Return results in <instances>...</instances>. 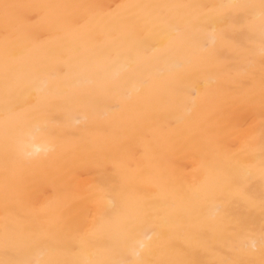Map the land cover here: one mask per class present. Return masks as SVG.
I'll list each match as a JSON object with an SVG mask.
<instances>
[{
	"label": "bare ground",
	"instance_id": "6f19581e",
	"mask_svg": "<svg viewBox=\"0 0 264 264\" xmlns=\"http://www.w3.org/2000/svg\"><path fill=\"white\" fill-rule=\"evenodd\" d=\"M227 3L257 7L247 26L255 75L240 77L252 102L243 106L246 122L224 132L213 114L231 99L237 57L218 32L187 27L188 19L215 16L219 9L180 6ZM260 3L0 0V260L182 259L181 251L198 242L199 229L189 230L186 222L211 221L227 203L244 229L242 258L259 264ZM4 4L22 6L10 10L15 31L7 43ZM67 4L137 6L120 8L119 15L135 17L136 37L147 38L149 46H133L102 15L85 22L83 9L57 7ZM6 67L16 85L7 106ZM177 80L183 81L179 90ZM24 118L30 127L20 125ZM177 132L184 136L178 139ZM70 221V230H49ZM203 239L216 242L211 231ZM6 246L15 251L6 254Z\"/></svg>",
	"mask_w": 264,
	"mask_h": 264
},
{
	"label": "snow or ice",
	"instance_id": "6c2138e0",
	"mask_svg": "<svg viewBox=\"0 0 264 264\" xmlns=\"http://www.w3.org/2000/svg\"><path fill=\"white\" fill-rule=\"evenodd\" d=\"M22 7L21 5L4 4V24H5V40L9 39V36L14 34V25L12 23L10 10L13 8ZM28 7H36L29 5ZM47 7V6H41ZM57 7L66 9H83L84 20H94L98 15L106 17L112 22L113 27L120 30L126 39H131L133 46L148 47L149 41L147 38L136 37V20L134 16H128L121 18L118 9L126 7H137L134 5H119L117 10H113L111 6H104L99 4H67ZM107 7V11L101 12V10ZM180 7L186 9H206L209 7L217 8L220 11L215 16H210L204 13L201 16H196L186 21L187 27L193 30H206L211 29L213 33H219L220 38L225 44L232 49L237 57L236 65L231 69V72H235V76L230 75L232 83L235 85L234 89H230L229 93L231 99L226 100L221 110L218 113H214V117L217 118V123L221 127L222 131L229 132L232 130L234 124H240L246 122V114L243 111V106L252 102V97L244 92L245 85L240 79L242 75H246L250 78H254V65L251 59V37L248 34L247 26L250 23L251 17L256 9V5L250 4H221V5H182ZM260 16L264 21V0H261L259 5ZM64 21L57 20V24H62ZM261 60H260V85H261V105L264 107V23L261 26ZM210 55H216L215 52ZM175 87L179 90L183 87V81L177 80ZM16 95V85L14 84L10 73L5 68V103L6 106L10 97ZM262 120H264V113H262ZM22 127H30L31 121L27 118L22 119L20 122ZM35 131H41L40 127L35 126ZM6 138L8 136V129H5ZM177 138L184 136V133L177 132ZM123 148L124 145H118ZM261 179L264 180V123H262L261 130ZM238 177H233L235 183ZM253 203L249 202L248 210H251ZM261 214L264 216V198L261 199ZM60 226L51 225L50 231L59 233L61 231L70 230V224ZM189 230L199 229V232L195 233V238L198 240L195 246L185 248L181 251V255L184 257L178 260H170L161 262V264H256L254 260L244 259L246 250L238 243L241 232L244 231L241 221L235 219L230 215L227 203L221 207L217 212L213 220L207 219L200 220L199 222L187 221L185 224ZM6 236L8 228L6 226ZM211 231L216 236L215 243H209L203 239V233ZM54 244H60L62 241L54 238ZM143 248V245H141ZM255 248V243L252 245ZM9 251H15V249L5 248L6 254ZM260 252L261 260L259 264H264V224L261 226L260 237ZM205 258H199L200 256ZM0 264H31L30 261L20 259H6L0 260ZM49 264H59L58 261H51ZM137 264H146L145 261H137Z\"/></svg>",
	"mask_w": 264,
	"mask_h": 264
}]
</instances>
